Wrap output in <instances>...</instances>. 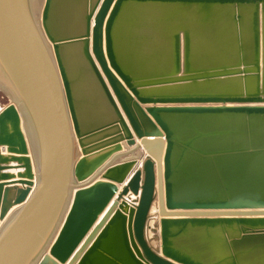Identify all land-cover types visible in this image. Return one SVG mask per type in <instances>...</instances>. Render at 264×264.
<instances>
[{
  "label": "water",
  "instance_id": "1",
  "mask_svg": "<svg viewBox=\"0 0 264 264\" xmlns=\"http://www.w3.org/2000/svg\"><path fill=\"white\" fill-rule=\"evenodd\" d=\"M0 86V264H264V0H0Z\"/></svg>",
  "mask_w": 264,
  "mask_h": 264
},
{
  "label": "crops",
  "instance_id": "2",
  "mask_svg": "<svg viewBox=\"0 0 264 264\" xmlns=\"http://www.w3.org/2000/svg\"><path fill=\"white\" fill-rule=\"evenodd\" d=\"M44 3H45V1H44ZM44 6V5H43ZM43 8V7H42ZM73 63H70L69 61H67V63H66V66H67V71H68V73L72 76V77H75L74 76V74H78V73H80V71H79V68L78 67H75L74 69H73V67L71 66ZM72 68V69H71ZM78 83H79V81H78ZM77 84V83H76ZM75 84V86H74V90L76 91V95H77V98L78 99H80V101L78 102V104H77V107L79 108V116H80V119H81V124H82V127H83V129H92V128H98V127H100V126H102V125H104L105 123H102L101 122V120H102V118H103V114H105L106 112L105 111H107V113H109L108 112V110H104L105 109V107H101L100 105H94V104H90V97H89V94L88 93H86V88L84 87V85H83V87H82V85H80V84H82V83H79V84H77L76 85ZM3 99H7L6 98V96L3 98ZM7 101V100H6ZM8 103V101L6 102V104ZM3 107L4 106H6V105H2ZM107 106V109H110L111 110V108L108 106V105H106ZM126 119V118H125ZM23 124H22V130L24 131V134H25V138H26V142H27V147H28V150H29V157H31V172L33 173V175H34V183H36V180H37V178H36V176H37V172H38V168H37V165L35 164V162H34V159H33V157H32V154H31V141H32V143H33V145H35V141L33 140V136H32V139H31V130H30V128H29V126H28V124H27V121L25 120V118L23 117ZM127 121V120H126ZM127 123H128V121H127ZM128 125H129V123H128ZM26 127V128H25ZM28 127V128H27ZM129 127H130V125H129ZM131 129V128H130ZM131 131H132V129H131ZM133 132V131H132ZM99 138L97 137V138H94V139H91L90 141H87L86 142V144H89V143H91V142H94V141H97ZM111 139H113V137H111V138H107L106 140H104V141H108V140H111ZM101 141H103V140H101ZM75 144H76V152H75V158H76V162H79L81 159H83L84 158V156H83V152H82V149H81V147H80V145H79V143H78V140L77 139H75ZM98 144H100V142H94L92 145H90L88 148H93V147H95L96 145H98ZM123 144V143H122ZM124 145V144H123ZM113 147L114 146H111L110 148H107V149H104V150H101V151H98V152H94V154H93V156H98V155H100V154H102V153H104V152H106V151H109L110 149H113ZM0 150H2L1 148H0ZM126 152V147H124L123 148V151L122 152H119V153H115L114 155H112L98 170H96L95 172H94V174H92V176H90V178H88L86 181H84V182H81V183H79V182H76L77 184H80V185H82V186H84L85 188H87V187H90V186H92L93 184H95V183H97V182H100V181H102L101 179H102V176H103V173L106 171L105 170V166L106 165H108V163H110V162H112V160L115 158V157H118V156H122L123 155V153H125ZM142 154H145V152L143 151V150H137V151H135V153H133L131 156H125V157H119L117 160H115L114 161V163H113V165H116V164H118V163H120L121 161H123V160H126V159H129V158H133V157H140ZM3 155H5V156H8L9 154L7 153V152H4V154ZM112 165V166H113ZM16 167L17 166V164L16 163H10V165H9V167ZM104 169V170H103ZM25 172V169H23V168H11V169H9V170H4L2 173H6V174H9V175H12V177H14L13 179H11V180H8V181H2V182H0V183H15V182H18V181H22V179H20L19 177H18V175L19 174H22V173H24ZM15 178H17V179H15ZM15 179V180H14ZM24 181H28V180H26V179H24ZM13 186H16V187H18V188H26L27 186H25V185H12V186H10V187H13ZM5 187H7V186H5ZM120 188V190L119 191H121L122 190V188H123V186H120L119 187ZM76 192V190L73 192V194ZM116 199V197L114 198V200ZM17 208V206L16 207H14L12 210H11V212L13 211V210H15ZM10 212V213H11ZM105 215V213L100 217V219L98 220V222L103 218V216ZM98 222L95 224V226L98 224Z\"/></svg>",
  "mask_w": 264,
  "mask_h": 264
},
{
  "label": "rangeland",
  "instance_id": "3",
  "mask_svg": "<svg viewBox=\"0 0 264 264\" xmlns=\"http://www.w3.org/2000/svg\"><path fill=\"white\" fill-rule=\"evenodd\" d=\"M36 1V13H37V15H41V11L43 10V5H44V1L45 0H35ZM2 91V92H1ZM2 96V97H1ZM6 96V93H5V91H3V89L2 88H0V107H2V105L4 104V105H7V104H5L7 101L9 102V100H8V98H7V96H6V100H4L3 98ZM3 108V107H2ZM1 108V109H2Z\"/></svg>",
  "mask_w": 264,
  "mask_h": 264
},
{
  "label": "bare ground",
  "instance_id": "4",
  "mask_svg": "<svg viewBox=\"0 0 264 264\" xmlns=\"http://www.w3.org/2000/svg\"><path fill=\"white\" fill-rule=\"evenodd\" d=\"M43 7H44V6H43ZM41 12H42V11H41ZM79 14H80V13H79ZM79 16H80V15H79ZM78 19H79V20L77 21V23L80 24V18H78ZM69 62H70V61H69ZM70 63H71V62H70ZM71 66L73 67V69L76 67V65H74V64H72ZM71 69H72V68H71ZM0 87H1V86H0ZM91 87H92V86H89L87 90L89 91V90L91 89ZM1 92H2V91H1ZM1 97H2V96H1ZM4 100H5V99H4ZM8 103H9V102H8ZM5 104H6V103H5ZM2 107H3V106H2ZM2 107H0V108H2ZM23 132H24V131H23ZM30 158H31V157H30ZM13 167H14V166H13ZM16 167H17V166H16ZM15 179H17V178H15ZM15 179H14V180H15ZM13 211H14V210H13ZM13 211H12V212H13ZM12 212H11V213H12Z\"/></svg>",
  "mask_w": 264,
  "mask_h": 264
},
{
  "label": "built area",
  "instance_id": "5",
  "mask_svg": "<svg viewBox=\"0 0 264 264\" xmlns=\"http://www.w3.org/2000/svg\"><path fill=\"white\" fill-rule=\"evenodd\" d=\"M0 110H1V108H0Z\"/></svg>",
  "mask_w": 264,
  "mask_h": 264
}]
</instances>
